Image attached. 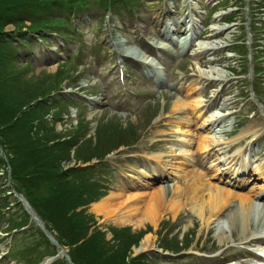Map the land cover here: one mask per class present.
<instances>
[{
	"label": "rangeland",
	"instance_id": "374dc122",
	"mask_svg": "<svg viewBox=\"0 0 264 264\" xmlns=\"http://www.w3.org/2000/svg\"><path fill=\"white\" fill-rule=\"evenodd\" d=\"M14 1L16 2L17 0ZM23 1L24 0H18L17 3H21ZM256 5H259L258 7H256V14H259V17L264 16V9H261L262 7H260L261 0H256ZM14 10L17 11V9ZM91 12L94 14L100 13L97 6L92 7V9H90L86 13ZM243 20H247L246 17H243ZM258 21L259 20H257V22ZM260 21L263 22L262 20ZM6 31H14V28L11 24L7 26ZM88 33V35L82 33V37L80 38L77 36H73V39L70 42H67L66 46L62 48L61 55L59 56H50L48 55V49L45 50L43 48H40V46H38L34 42L31 43L29 45V48H32L35 51V55L31 56V59L33 60V66L25 67L24 64L19 63L20 61H23V59L30 61V56L27 55L28 53L22 51V49L24 48L19 49V53L22 56L18 59L19 62H17L16 59L15 61L12 59L3 63L4 67L8 71L11 72L13 68V71L19 75L18 82H20L21 85V92L17 97V104L19 105V107L27 104L31 100V97L35 92H39L44 89H52L53 86L51 81H49L50 78L46 76L52 75L56 71L57 76L55 79H58L60 81L62 87H67V84H73V77L87 80L85 78V75L91 71H95L93 62L88 60L92 53L100 50L99 45L93 46L96 43H100L98 37L100 30H94L93 28L92 30H89ZM119 33L123 35V37H125L127 43L132 44L131 41L128 40L127 32L125 35L122 31H120ZM78 43H82V45L78 46ZM81 47L82 50H80ZM66 51L73 53L72 56L69 57L71 58L70 60L72 62V65L71 67L63 66L58 69V65L62 64L63 61H65V59L67 58L65 54ZM74 56H77L79 58H75ZM84 56H86L87 60ZM259 61L264 67V61H262L261 59ZM56 62L58 63L56 64ZM84 63L85 66L81 70L80 66H83ZM100 65H103V61H101ZM111 66V64L105 63V65L99 68V71L96 74L98 79V86L89 89L82 94L87 93L94 95L96 94V92L100 91L105 95L107 84L109 86L108 88L110 89L108 93L117 98V101L115 103H111V96L107 95V100L105 101L107 102L106 105L98 106L93 109H86L85 103L82 104L78 100L75 103V106L77 107L75 118L69 120L62 117V120L60 122H57L56 124L50 122V125L53 126V132L58 133L61 137L65 135L66 137L71 138L69 144L79 142V145L77 147L70 149V152L67 150L66 154L64 155L60 153L56 155V162L60 161L59 165L60 168H62L61 172L71 176L75 180V182L86 180L87 184L89 185L93 183L94 178L97 179L103 176L102 173H100L101 170L96 165L92 166L93 171L90 172L91 165L97 163L95 161V157L87 161L76 160L77 152L80 147L92 143L94 156L100 157L116 145H125L131 140H136L139 136L141 137V139L137 144H135V146L133 145V147L130 146L116 149L115 151H113V153L111 152L112 154H110L107 158V161L109 162L108 171H111L112 173H110V177L107 176L109 184L107 183L106 185H109V188L105 196H107L110 192H115L116 187L120 185V182L126 183L131 180L132 176L128 175V172L130 173L132 171H135V173H133V176H135L136 181L142 182L145 180V178H143L137 170L139 168L149 169L150 167L147 162L141 159L139 153H164L168 150L165 145V143L168 142H157L163 137L160 136L155 138L153 132L170 113L172 103L176 100V98H178L177 94H173L170 91L160 92L148 89L147 93L142 97L141 100L135 99L132 100L129 104L122 99V97L124 96V92L122 90V87L115 80L114 74L112 76V73L110 71ZM4 71L5 69H3L1 72ZM248 72H251L250 66H248V71L245 73ZM69 75L70 78L67 79ZM260 75V80L257 78L256 81V78H254V83L252 84H250V76H245L244 79L239 80L236 84L232 83L233 90L235 89L234 87H245V89L242 90V97L245 98L242 102H245L247 100L246 92L248 90L255 93L254 97L256 100H254V102H256V116L253 121H256V126H264V113L262 112V104L264 101V72H262ZM138 82H140V79L138 75L133 72L131 74L130 82L127 86L128 91L143 90L144 87L141 86ZM0 96L4 104L7 107L13 109V101L6 100L5 95L1 90ZM231 99L233 100V98ZM254 102L248 101L246 103L243 113L244 115H247V113H250L255 109ZM68 107L71 106L69 105ZM17 109L19 108L15 107L14 111ZM119 110H125L126 113H117ZM162 110L167 111L168 114H165L160 119V121L157 122L156 120H158V118L156 119V117ZM44 112L45 109L42 110V113ZM26 117L27 116L23 115H15L12 118L13 120H10V116L8 115L2 125H0V131H3L4 135H6L10 130H12L13 133H18L17 136L20 135L22 131L21 125L19 124L18 127H15L16 130L13 128V126L18 124L17 122L19 119L24 120L26 119ZM39 117L40 114L33 115V118L31 119L32 122L29 127V129L32 128L31 131H28L26 135L20 139L22 143L28 144L27 148H30V151L19 142H16L10 146L8 145L10 143L7 144L0 136V167H8V162L6 161H16L17 158L20 159V163L25 164L27 163L25 159H30L26 155H31V152L33 153L34 150H44L40 144L41 132L35 130V128L37 127L42 129L40 126ZM174 117H176V115H174ZM80 118H83L82 123L77 124V121ZM34 119H37V122L34 121ZM9 124L12 126V129H7ZM245 124L239 122V128H242ZM43 129H46V131L48 132L51 131V127L48 125ZM30 132L32 134H30ZM261 145L262 147L264 146L263 143ZM97 146L101 148V155H98L99 152ZM14 151H18V156L14 154ZM10 152H13L12 154H14L15 157L11 155ZM9 153L10 156H8ZM85 153H87V151ZM257 153H259L257 155V157L259 158L257 168H259L264 164V160L262 161V159L264 158V149L259 146V150ZM7 157L9 158V160ZM165 171L167 174H171V170L168 166H166ZM251 172L252 169L250 170V173ZM0 174H2L1 168ZM79 176L85 177L80 178ZM146 176L150 177L149 174ZM173 179L177 178L173 177ZM146 181L149 182V180ZM1 184L2 183L0 182V186ZM157 186H160V184L158 181H155L152 187ZM250 190L251 189L249 187H246L242 192H240V194L244 195ZM93 195L94 193L88 194V196ZM17 199L18 198L16 197L14 191H12V194L10 195L5 194V196L0 199V204L3 207L1 208L3 209L1 210L3 213L0 212V231L2 232L7 230L8 222L15 220H17L16 222H21L27 217L25 209L27 208V206L30 207L28 199L23 196L20 197L21 201ZM16 202L20 204H17ZM5 206H8V209H5L4 211V208H6ZM91 207L92 206L89 205L88 209H86L87 212L85 211V213H90L94 216L97 221V226L103 229L106 227H110L112 228V230H114L113 227L118 228L117 230L129 229V233L135 236V239L137 238V242L124 243L125 246H127V255L129 257H135L139 255L143 256L148 260L147 264H221L223 260H230L229 263L232 264V259H238L235 262L236 264H246V257L249 254V251L245 248V244H243L241 240H239V228H235L232 231V235H230V237L226 241L220 242L218 239L220 230L219 227H217V223L225 219V217L229 213L230 207L223 210L221 219H219L218 221H212L207 224L206 222H202L198 216H192L188 208H184L181 209V211L176 216H173V214L170 212L164 214L156 226L145 224L140 228H135L132 225H119L113 223L110 220H104L101 216H96L91 211ZM79 209L80 211L85 210L82 207ZM82 214L84 213L82 212ZM33 223L34 222L30 220L29 228L26 230L27 238H24V236L19 238V246L32 242L34 238H37L40 234L37 225L35 223L34 225ZM161 224L164 227L161 233L164 234L166 232L164 234L166 235L164 241L163 239L162 241H159L161 233L159 234L158 231L160 230ZM145 231L147 232L145 233ZM224 231L227 233L226 229ZM146 236H152V245L145 250H139V247L141 246ZM110 237L111 235L108 233L107 238L110 239ZM17 238L18 236H14L13 240H16ZM130 242H132V240H130ZM7 243L8 240H2L0 238V264H13V262L10 263L8 262V260H1L2 256L6 253V249L8 247ZM111 244H115L114 241L111 242L110 245ZM187 245H189V249L177 255L162 251V249L179 251L184 249ZM40 246L43 247V250L49 249L46 244H41ZM119 247L124 248L122 246V243H120ZM160 247H162V249ZM201 250H203L204 253L198 252ZM41 252L42 253L40 254V256H31L30 260H37L39 257H43L44 251ZM206 252H211L213 254L207 255ZM34 254H36V251ZM58 258L59 259L57 260H60V263L66 264L61 257ZM141 262L145 264L146 261L141 260Z\"/></svg>",
	"mask_w": 264,
	"mask_h": 264
},
{
	"label": "bare ground",
	"instance_id": "6f19581e",
	"mask_svg": "<svg viewBox=\"0 0 264 264\" xmlns=\"http://www.w3.org/2000/svg\"><path fill=\"white\" fill-rule=\"evenodd\" d=\"M137 56L140 55L137 54ZM216 71V68H212L208 71V75L211 77L212 74L218 77L222 76L221 73ZM191 102L194 104L192 110L195 111V113L191 112L192 119H196L200 127L208 130V133L197 137L195 141L196 151L193 154L191 145L194 138H191L192 136L185 138L181 134L191 132V124L192 122L196 123V120L187 119L183 123L178 121L171 124L170 130L173 131L171 134L177 135L178 139L170 141L174 143L170 146V151L166 153L170 160L165 163L176 164L177 167L181 164L192 167L184 177L179 178L180 183L171 184V178L162 176L158 169L151 167L153 177H148V179L160 181V186L152 187V182L121 184L115 192H110L102 200L92 204L91 211L104 220H110L119 225H132L135 228H140L145 224L156 226L164 214L170 212L173 216H176L184 208H188L192 216H198L202 222L207 224L221 219L220 215L224 208L230 207L225 219L217 223L220 230L219 241H226L232 231L239 228L241 234L239 240L241 242L250 243L259 239L264 244V187L257 194L241 195L235 191L232 192L217 186L210 181L205 172H197V169L194 168L196 166L193 163L194 155L200 153V155H204L203 160H209L221 151L220 146L225 142L220 137L219 119L217 117L213 118V115L204 117L198 114L196 117V110L201 103L198 98L191 100ZM187 106L188 103L176 99L171 105V112L183 111ZM214 115H217V113ZM250 132L252 133V131ZM154 133H161V131ZM162 133L165 134L166 132ZM244 133H239L235 139H239ZM240 154L241 152L236 150L235 156L229 158L235 160V157L240 156ZM151 158L158 164L162 161L163 156H151ZM227 159L223 157L216 158V160H220L218 163L223 164H228ZM211 161H213V166H217L219 170L220 165L217 164L215 159ZM197 165L201 166V163L199 162ZM262 168L264 169V166ZM240 169H242V164H235L232 172L228 173L231 180L225 183H228L233 190L239 188L236 180L240 181V176L245 175L247 172L246 169ZM140 173L144 175L143 171H140ZM262 173L264 175V171ZM225 229L227 233L224 231ZM151 245L152 236H146L139 250H145Z\"/></svg>",
	"mask_w": 264,
	"mask_h": 264
},
{
	"label": "trees",
	"instance_id": "16d2710c",
	"mask_svg": "<svg viewBox=\"0 0 264 264\" xmlns=\"http://www.w3.org/2000/svg\"><path fill=\"white\" fill-rule=\"evenodd\" d=\"M17 2L18 0L16 2L14 0H0V90L4 93L6 100L13 101L12 109L4 104L0 96V125L8 115L10 120H13V116L20 109L17 104V97L20 95L21 85L18 79L15 80L13 68L10 72L3 65V63L11 60L7 51L4 28L7 24L12 23L17 29H20L24 22V18L18 20L11 18L15 15L13 6L21 7L26 4L25 0L21 3ZM30 23H34V26L40 24L39 22H32V20ZM3 69L5 71L1 72ZM15 107L19 109L14 111ZM37 111L24 113L26 115L23 116H27L26 119H19L18 124L13 126L16 130L15 127L21 125L20 135L17 136L18 133L15 134L12 130L6 135L0 131L2 139L7 144L10 143L8 144L10 146L19 142L27 148L28 144L22 143L20 139L31 130L29 129L30 122ZM40 126L45 128L41 120ZM7 129H12V126L9 124ZM40 144L44 150H34L31 155H26L32 160L25 159L27 161L25 164L20 163L19 158L12 161V178L17 190L28 199L35 213L54 234L58 243L69 247V256L74 264H128L126 262L127 246L124 243H136L137 238L135 239V236L131 235L128 230L116 231V234L113 231L115 244L111 245L106 243L100 232L98 235L95 233L87 237L88 222L91 219H88L82 212H76L75 209L97 199L96 197L100 194H96V191L100 193V190L96 189L93 196H88L91 192L89 187L92 184H87L86 180L75 182L71 176L61 172L60 161L56 162V155L58 154L56 145L44 146L42 140ZM27 149L30 151V148ZM14 154L17 155L18 151H14ZM14 154L12 155L15 157ZM98 236L100 239H97ZM80 241L82 243L77 246ZM120 243L124 248L119 247ZM131 262V264H135V259H131Z\"/></svg>",
	"mask_w": 264,
	"mask_h": 264
}]
</instances>
